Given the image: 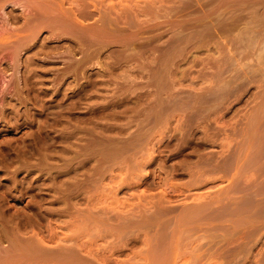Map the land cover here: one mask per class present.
<instances>
[{
	"label": "rangeland",
	"instance_id": "rangeland-1",
	"mask_svg": "<svg viewBox=\"0 0 264 264\" xmlns=\"http://www.w3.org/2000/svg\"><path fill=\"white\" fill-rule=\"evenodd\" d=\"M4 1L0 237L28 221L22 236L75 254L51 264H264V9Z\"/></svg>",
	"mask_w": 264,
	"mask_h": 264
},
{
	"label": "bare ground",
	"instance_id": "bare-ground-1",
	"mask_svg": "<svg viewBox=\"0 0 264 264\" xmlns=\"http://www.w3.org/2000/svg\"><path fill=\"white\" fill-rule=\"evenodd\" d=\"M3 2H5L4 0H2ZM15 3V2H14ZM0 4H2V3H0ZM37 4V3H36ZM38 5V4H37ZM37 5L35 6V7H37ZM53 5V4H52ZM21 6V5H20ZM39 7L38 8H41L40 6H41V4L40 5H38ZM84 6V5H83ZM3 7V6H2ZM44 7V6H43ZM53 7V6H52ZM43 9V8H42ZM58 9V8H57ZM39 10H41V9H39ZM84 11V10H83ZM37 12V13H36ZM38 12H39V14H40V16L39 15H37L38 14ZM49 12V16H52L53 14H55V13H53V12H55V11H52V12H50V11H48ZM29 13V12H28ZM50 13H53V14H50ZM31 14V13H30ZM30 14L29 15H27V17H26V19L27 20H25L26 21V24L27 23H30V21L32 20L33 21V18H35V17H40L39 19H41L40 21L41 22H39L40 24H42V23H44V22H42V18L44 17V20H45V18L48 16V14H47V16H46V12H45V9L44 10H42L41 12L40 11H34V12H32V14L31 15H35V17L33 16V18H32V16H30ZM23 15V14H22ZM37 15V16H36ZM48 16V17H49ZM107 16V15H106ZM42 17V18H41ZM55 17H56V14H55ZM66 17V16H65ZM14 19V18H13ZM39 19L37 18V20L39 21ZM47 20V19H46ZM60 20V19H59ZM62 20V19H61ZM69 20V19H68ZM20 21V20H19ZM31 21V22H32ZM34 21H36V19L34 20ZM63 21L64 20H62V24H64L63 23ZM55 22H56V20H55ZM60 23H61V21H59V23H56V25L58 26V28L60 27L61 29H62V27L61 26H59L60 25ZM103 23V22H102ZM33 24V23H32ZM70 26V25H69ZM54 27H56V26H54ZM22 28V27H21ZM57 28V27H56ZM120 28V27H119ZM69 29V28H68ZM58 30V29H57ZM63 30V29H62ZM65 30V29H64ZM177 30V29H176ZM52 31V30H51ZM50 32V31H49ZM53 32V31H52ZM65 32V31H64ZM79 34V33H78ZM176 35V34H175ZM178 35V34H177ZM176 35V36H177ZM62 36H64V35H62ZM72 36V35H71ZM80 36H81V34H80ZM83 36V35H82ZM86 36V35H85ZM84 36V37H85ZM88 36V35H87ZM97 37H99V36H97ZM36 38V36H31L30 34H28L27 35V38H26V40L23 42V43H21V45L20 46H18L17 48H16V50H15V53H14V56L16 57V58H18L19 57V53L20 52H22L23 50H25L26 48H28V46L30 47V45L31 44H33L32 42L34 41V40H36L35 39ZM76 38H78V37H76ZM80 38V37H79ZM93 38H94V36H93ZM81 39V38H80ZM85 39V38H84ZM99 39V38H98ZM79 40V39H78ZM102 40V39H101ZM81 41V40H80ZM98 41V40H97ZM45 42V41H44ZM96 42V41H95ZM101 42V41H100ZM149 42V41H148ZM92 43H93V41H92ZM81 44V43H80ZM89 44V43H88ZM94 44V43H93ZM92 44V45H93ZM40 45V44H39ZM42 45V44H41ZM95 45V44H94ZM43 47V46H42ZM84 47V46H83ZM88 47V46H87ZM127 47V46H126ZM128 48V47H127ZM29 49V48H28ZM81 49V48H80ZM131 49V48H130ZM126 50V49H125ZM29 51V50H28ZM47 51H48V49H47ZM50 51H51V49H50ZM83 51V50H82ZM127 51V50H126ZM133 52H134V50H132ZM27 52V51H26ZM36 53H37V51H36ZM42 53V52H41ZM45 53H46V51H45ZM78 53H79V51H78ZM90 53V52H89ZM51 54V53H50ZM96 56V55H95ZM33 57V56H32ZM39 57V56H38ZM90 57V56H89ZM155 57V56H154ZM37 58V57H36ZM15 59V58H14ZM20 59V58H19ZM33 59V58H32ZM92 59V58H91ZM16 60V59H15ZM30 60V59H29ZM40 60V59H39ZM83 61H84V59H83ZM10 62V61H9ZM31 62V61H30ZM77 64V63H76ZM35 65V64H34ZM6 67H8V66H6ZM12 68V67H11ZM26 68V67H25ZM29 68H31V67H29ZM33 68V67H32ZM31 68V69H32ZM75 68V67H74ZM35 69V68H34ZM242 69V68H241ZM74 70V69H73ZM35 71V70H34ZM28 72H30V71H27V73ZM32 72V71H31ZM30 72V73H31ZM43 72V71H42ZM72 72V71H71ZM77 72V71H76ZM75 72V73H76ZM81 72V71H80ZM241 72V71H240ZM30 73H28V75L30 74ZM74 73V74H75ZM33 74H35V73H33ZM27 75V74H26ZM31 75V74H30ZM42 75V74H41ZM24 76V75H23ZM32 76V75H31ZM82 76V75H81ZM30 76H28L27 78H29ZM239 77V76H238ZM27 78H24L23 80L25 81V79L27 80ZM79 78V77H78ZM238 80V79H237ZM29 81V80H28ZM33 81V80H32ZM27 82V81H26ZM247 82V81H246ZM25 83V82H24ZM241 83V82H240ZM21 83H19V85H20ZM29 84H30V82H29ZM242 84V83H241ZM15 85V84H14ZM27 85H28V83H25V88H27ZM31 85V84H30ZM29 85V87L28 88H30L31 86ZM33 85V84H32ZM16 87V86H15ZM15 87L13 88V89H15ZM235 87H236V85H235ZM17 89H18V87H16ZM28 88L26 89V90H28ZM12 89V90H13ZM17 91V90H16ZM18 91H19V89H18ZM17 91V92H18ZM21 92H22V89H21ZM20 92V93H21ZM19 93V94H20ZM30 93V92H29ZM35 93V92H34ZM22 94H23V92H22ZM19 96H21V94L19 95ZM5 97V96H4ZM3 97V98H4ZM6 97H8L7 95H6ZM14 97H15V95H14ZM17 97V96H16ZM26 97V96H25ZM5 99V98H4ZM19 99H21L20 97H19ZM18 99V100H19ZM32 100V99H31ZM45 100V99H44ZM20 101V100H19ZM21 101H22V99H21ZM38 101V100H37ZM42 101V100H41ZM28 102V101H27ZM39 102V101H38ZM10 103V102H9ZM19 103V102H18ZM25 103V102H24ZM21 105H23V104H21ZM26 105V104H25ZM20 106V105H19ZM18 106V107H19ZM13 107V106H12ZM15 107V106H14ZM28 107V106H27ZM19 109V108H18ZM263 116V115H262ZM3 118V117H2ZM250 121V120H249ZM249 126H251V124L249 125ZM254 127V126H253ZM47 128V127H46ZM66 128V127H65ZM264 130V129H263ZM49 131V130H48ZM256 132V131H255ZM254 132V133H255ZM34 133V132H33ZM256 134H257V132H256ZM48 135V134H47ZM258 135V134H257ZM10 143V142H9ZM247 143V142H246ZM242 144V143H241ZM246 146V145H245ZM53 147V146H52ZM31 148V147H30ZM51 150V149H50ZM46 153V152H45ZM44 153V154H45ZM49 153V152H48ZM46 155V154H45ZM48 156H49V154H48ZM28 157V156H27ZM1 158V157H0ZM226 159V158H225ZM18 160V159H17ZM29 160V159H28ZM43 160V159H42ZM8 161V160H7ZM49 161V160H48ZM52 163V162H51ZM253 164H254V162H253ZM264 164V163H263ZM49 165V164H48ZM234 166V165H233ZM47 167V166H46ZM226 167V166H225ZM67 168V167H66ZM228 168V167H227ZM239 169V168H238ZM239 170H241V169H239ZM245 170V169H244ZM247 170V169H246ZM62 171V170H61ZM69 171V170H68ZM220 171V170H219ZM221 172V171H220ZM227 172V171H226ZM62 173V172H61ZM262 173V172H261ZM226 173H224V175H225ZM262 175V174H261ZM56 176V175H55ZM264 177V176H263ZM261 178V177H260ZM240 179V178H239ZM238 179V180H239ZM238 180H237V183H238ZM241 180V179H240ZM256 180V179H255ZM264 180V179H263ZM252 181V180H251ZM261 181V180H260ZM55 182V181H54ZM240 182V181H239ZM240 183H242V182H240ZM254 183V182H253ZM235 184V183H234ZM234 184H233V187H234ZM242 186L244 185V184H241ZM66 186V185H65ZM55 187V186H54ZM72 187V186H71ZM74 187V186H73ZM52 188V187H51ZM244 188V187H243ZM242 188V189H243ZM62 189V188H61ZM181 191V190H180ZM41 192V191H40ZM234 193V192H233ZM51 194V193H50ZM254 194V193H253ZM58 195V194H57ZM250 195V194H249ZM231 196H232V194H231ZM54 197V196H53ZM251 198V197H250ZM32 199V198H31ZM245 199V198H244ZM253 199H254V197H253ZM253 199H251V200H253ZM50 200V199H49ZM61 200V199H60ZM78 200V199H77ZM236 200V199H235ZM246 200V199H245ZM232 202V201H231ZM250 202V201H249ZM264 202V201H263ZM219 203V202H218ZM217 203V204H218ZM254 203V202H253ZM31 204V203H30ZM143 204V203H142ZM232 204V203H231ZM230 204V205H231ZM37 205V204H36ZM49 205V204H48ZM191 205H193V204H191ZM196 205V204H195ZM228 205V204H227ZM261 205V204H260ZM259 205V206H260ZM194 206V205H193ZM245 206V205H244ZM38 207V206H37ZM168 207V206H167ZM39 208H40V206H39ZM43 208V207H42ZM41 208V209H42ZM58 208V207H57ZM69 208V207H68ZM149 208V207H148ZM245 208V207H244ZM262 208V207H261ZM153 209V208H152ZM161 209H163V208H161ZM183 209V208H182ZM191 209V208H190ZM189 209V210H190ZM71 210V209H70ZM176 210V209H175ZM243 210V209H242ZM260 210V209H259ZM167 211V210H166ZM202 211V210H201ZM213 211V210H212ZM232 211L234 212V210L232 209ZM262 211V210H261ZM53 212V211H52ZM67 212V211H66ZM237 212V211H236ZM247 212V211H246ZM249 212V211H248ZM260 212V211H259ZM50 213V212H49ZM132 213V212H131ZM175 213V212H174ZM184 213V212H183ZM214 213V212H213ZM237 213H240V212H237ZM251 213V212H250ZM15 214H16V212H15ZM52 214V213H51ZM146 214V213H145ZM198 214V213H197ZM218 214H219V212H218ZM262 214H264V213H262ZM30 215V214H29ZM148 215H150V214H148ZM24 216V215H23ZM26 216V215H25ZM134 216H135V214H134ZM133 216V217H134ZM140 216V215H139ZM139 216H138V218H139ZM194 216V215H193ZM213 216V215H212ZM257 216H260V215H257ZM13 217H15V216H13ZM132 217V216H131ZM50 218V217H49ZM173 218V217H172ZM183 218V217H182ZM245 218V217H244ZM131 219V218H130ZM174 219V218H173ZM10 220V219H9ZM17 220H19V219H17ZM172 220V219H171ZM252 219H250V221H251ZM12 221V220H11ZM71 221V220H70ZM183 221V220H182ZM242 221V220H241ZM6 222H8V221H6ZM25 222V221H24ZM31 222V221H30ZM193 222V221H192ZM5 223V222H4ZM13 223H15V222H13ZM26 223H28V221L26 222ZM25 223V224H26ZM70 223V222H69ZM8 224H12V222L10 223V221L8 222ZM16 224V223H15ZM18 224V223H17ZM24 223H23V225H20L21 226V229H22V227L23 226H26ZM181 224V223H180ZM185 224H186V222H185ZM32 225H33V223H32ZM32 225H30L29 227H31ZM37 225V224H36ZM3 226V225H2ZM38 226V225H37ZM36 226V227H37ZM222 226V225H221ZM1 227V226H0ZM6 227V226H5ZM16 226L14 225V228H15ZM19 227V226H18ZM27 227V226H26ZM39 227V226H38ZM223 227V229H224V226H222ZM227 227V226H226ZM13 228V227H12ZM24 228V227H23ZM32 228V227H31ZM254 228V227H253ZM259 228V227H258ZM7 229H8V226H7ZM10 229L11 228H9L8 230L10 231ZM19 229V228H18ZM17 229V231H16V233L15 234H10L9 233V235L8 234H2L3 235V237H0V264H51L52 262H53V260H58V259H60L61 258V260H62V257H69V256H71V255H69V253H72V255L74 254L73 252H67V254H62V253H60V254H53L52 255V250H51V246H50V248H49V246L47 247V248H49V249H46V247L45 246H47L46 244H44V237L42 238V237H40V235H41V233H40V235H38L37 233H35L33 236V239L32 240H29V239H27V237L25 238V236H22L21 235V233H19L18 231L19 230H21V229H19L18 230ZM28 228H26L25 230H27ZM15 230V229H14ZM31 230V229H30ZM195 230V229H194ZM201 230V229H200ZM259 230V229H258ZM4 231V232H3ZM3 231H2V233H5V230L3 229ZM22 231V230H21ZM37 231H38V229H37ZM146 231H148V230H146ZM191 231V230H190ZM231 231V230H230ZM24 232V231H23ZM31 232V231H30ZM33 232V231H32ZM54 232V231H53ZM188 232V231H187ZM8 233V232H7ZM25 233H27V232H25ZM135 233H137V232H135ZM247 233V232H246ZM104 234V233H103ZM1 235V234H0ZM43 235V234H42ZM132 235V234H131ZM135 235V234H134ZM150 235V234H149ZM187 235V234H186ZM29 237V236H28ZM52 237V236H51ZM54 237H56V236H54ZM53 237V238H54ZM156 237H157V235H156ZM30 238V237H29ZM167 238V237H166ZM188 238V237H187ZM245 238V237H244ZM55 239V238H54ZM104 239V238H103ZM191 239V238H190ZM46 240V239H45ZM49 240V239H48ZM65 240V239H64ZM155 240V239H154ZM243 240V239H242ZM137 241V240H136ZM164 241V240H163ZM194 241V240H193ZM182 242V241H181ZM240 242V241H239ZM45 243H47V242H45ZM76 243V242H75ZM135 243V242H134ZM194 243V242H193ZM50 244V243H49ZM149 244V243H148ZM239 244V243H238ZM237 244V245H238ZM51 245H52V243H51ZM56 245V244H55ZM146 245H147V243H146ZM159 245V244H158ZM166 245V244H165ZM180 245V244H179ZM204 245V244H203ZM231 245V244H230ZM70 246V245H69ZM76 246V245H75ZM148 246V245H147ZM169 246V245H168ZM80 247H82V246H80ZM54 248H56V249H54ZM58 247H54L53 246V251H56V250H58L57 249ZM63 248V247H62ZM65 248V247H64ZM70 248H71V246H70ZM168 248V247H167ZM183 248H185V246L183 247ZM67 249H69V248H67ZM74 249V248H73ZM161 249V248H160ZM200 249V248H199ZM228 249V248H227ZM226 249V250H227ZM60 250V249H59ZM70 250H72V249H70ZM155 250V249H154ZM212 250V249H211ZM61 251V250H60ZM76 250L74 249V252H75ZM169 251V250H168ZM83 252V251H82ZM57 253H59V252H57ZM65 253V252H64ZM76 253H77V251H76ZM87 253V252H86ZM164 253H166V252H164ZM169 253V252H168ZM141 254V253H140ZM75 255V254H74ZM86 255V254H85ZM228 255V254H227ZM83 256V255H82ZM163 256H165V255H163ZM74 257V256H73ZM73 257H72V260H73ZM86 257V256H85ZM84 257V258H85ZM89 257V256H88ZM87 257V258H88ZM94 257V256H93ZM71 258V257H70ZM70 258H68V259H70ZM76 258V257H75ZM104 258V257H103ZM102 258V259H103ZM156 258H159L158 256L156 257ZM162 258V257H161ZM223 258V257H222ZM227 258V257H226ZM68 259L66 258V260L68 261ZM80 259H81V256H80ZM105 259V258H104ZM103 259V260H104ZM151 259V258H150ZM160 259V258H159ZM71 260V259H70ZM86 260H88V259H86ZM85 260V261H86ZM103 260L101 261V262H103ZM158 260V259H157ZM74 261V263H75V261H76V259L75 260H73ZM84 261V262H85ZM156 261V260H155ZM55 262H57V261H55ZM64 262V261H63ZM88 261H86V263H87ZM144 262V261H143ZM148 262V261H147ZM157 262V261H156ZM223 262V261H222ZM86 263H84V264H86ZM64 264H66V263H64ZM72 264H73V262H72ZM77 264H79V263H77ZM83 264V263H82ZM89 264H92V263H90L89 262ZM105 264V263H104ZM226 264V263H225Z\"/></svg>",
	"mask_w": 264,
	"mask_h": 264
},
{
	"label": "crops",
	"instance_id": "crops-1",
	"mask_svg": "<svg viewBox=\"0 0 264 264\" xmlns=\"http://www.w3.org/2000/svg\"><path fill=\"white\" fill-rule=\"evenodd\" d=\"M248 1L250 2V4H248ZM242 8L239 9L241 11V15L242 16H246V15H251L253 17L252 20L255 21V17H259V15L261 14L259 9H264V0H242ZM259 3V5H256V3ZM260 3H261V7H260ZM248 5H250L248 7Z\"/></svg>",
	"mask_w": 264,
	"mask_h": 264
}]
</instances>
